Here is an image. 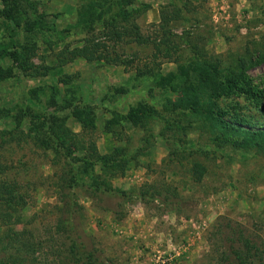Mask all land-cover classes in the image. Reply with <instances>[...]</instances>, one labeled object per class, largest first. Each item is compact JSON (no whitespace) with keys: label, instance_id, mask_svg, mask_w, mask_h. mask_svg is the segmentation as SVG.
I'll use <instances>...</instances> for the list:
<instances>
[{"label":"rangeland","instance_id":"1","mask_svg":"<svg viewBox=\"0 0 264 264\" xmlns=\"http://www.w3.org/2000/svg\"><path fill=\"white\" fill-rule=\"evenodd\" d=\"M30 1L27 7L22 0H0V107L6 110L0 129L16 130L18 137L1 150V161H11L22 182L27 196L22 227L40 242L36 261L26 264H65L52 253L50 239L59 202L55 180L62 168L44 147L51 136L39 132L61 120L78 140L93 142L99 154L141 148L123 174L111 179L129 199L89 197L74 189L79 233L105 264H152L156 251L171 254L168 264H215L218 240L212 232L223 218L264 243V138L250 142L240 131L211 133L209 121L216 116L240 130L264 129V0H106V21L118 7L139 9L128 21L155 42L164 38L161 17H169L166 37L175 49L168 57L150 42L110 37L103 22L79 23L87 6L105 0ZM3 9L19 24L16 41ZM84 39L104 43L118 60L72 58L68 51ZM14 42L20 49L33 47L22 50L24 72L3 53ZM189 60L204 61L236 85L215 96L210 108L177 103L163 112V103L177 105L171 103L175 94L155 80ZM145 66L153 76H135ZM245 83L259 92L258 99L242 90ZM75 106L93 109L91 130L71 115ZM48 114L53 116L47 120ZM72 150L76 157L82 154L78 145ZM194 162L204 169L199 181L191 176ZM152 189L160 197L141 202L137 193Z\"/></svg>","mask_w":264,"mask_h":264},{"label":"trees","instance_id":"2","mask_svg":"<svg viewBox=\"0 0 264 264\" xmlns=\"http://www.w3.org/2000/svg\"><path fill=\"white\" fill-rule=\"evenodd\" d=\"M22 1L27 7L32 6L30 0ZM104 3L109 4L110 2L105 0L98 7L94 6L93 3L87 6L80 14L79 23L90 27L96 22H103V26L107 29L105 33L110 37L113 36L117 39L128 38L130 42L137 44L150 42L154 51L165 57L170 56V53L174 51L175 46L166 37L165 24L168 22L169 17H161L159 30L164 38L160 37L155 42L154 38L150 39L143 36L135 23L128 21L131 13L133 11L138 12L139 9L125 11L118 7L115 11H111L109 19L106 21L104 14L110 12V8ZM114 4L117 3L114 2ZM2 15L9 21L12 38L16 41L19 32L18 22L6 9H3ZM25 43L29 45L28 42ZM30 47L32 46H22L20 49L18 42H14L12 49L3 53L24 72L28 66L21 64L20 57L22 50L31 51L33 49V47ZM68 53L72 58H82L86 61L102 60L110 62L118 60L117 56H110V51L104 43L93 42L88 39H84L81 45L73 47ZM41 74H44V71ZM135 76H153V70L150 66H145L143 69L138 68ZM155 84L161 88H167L169 92L175 94V98L171 99L173 101L166 98L168 102L182 103L192 108H210L213 105L215 96L236 85L235 82L222 76L217 70L205 64L202 60H189L185 63L177 64L175 71L167 72L164 76L159 75L158 79L155 80ZM242 90L247 91L253 98L258 99L259 92L247 84L242 87ZM177 106L178 104L169 106L167 103L161 105L163 112H169L176 109L172 107ZM260 107L264 111L263 104ZM71 115L79 121L82 129L91 130L94 127V114L90 106H75L71 111ZM3 116H6V110L0 107V118ZM51 116L53 115L48 114L47 120ZM209 121L213 127L211 133L226 130L240 131L243 134V138L250 142H256L261 137L264 138V129L249 130L245 128L240 130V128H236L216 116L209 118ZM48 123L49 125L44 128L45 131L41 130L39 132H46L49 137L51 136L47 138L44 147L52 154L53 163L61 164L62 168L61 174L55 180L59 191V202L55 206L57 216L50 231V239L54 248L52 253H55V256L58 259H62L65 264H105L99 259L92 247H87L79 233L78 217L80 206L77 204L74 189L76 187L82 188L89 197H98L99 194L107 193L129 199L131 195L114 188L111 185V179L116 175L123 174L127 163L134 162L141 148H134L126 152L119 147H115L109 154H99L93 142L89 140L81 142L78 140L77 134L70 131L62 120ZM109 128L107 130L111 131ZM15 131L12 129H0V264H26L30 260L33 261L40 245L36 235L22 227L23 218L21 211L26 205L27 198L26 193L21 189L22 182L19 180V176L12 171L14 168L12 162L3 160V163L1 161L3 158L1 150L4 146L18 141ZM36 133L38 132L36 131ZM182 143L179 142V144ZM74 144L79 146V151H82V154L77 157L74 156V151L72 150V145ZM95 165H98L97 171L95 170ZM190 169L193 179L199 181L204 173L202 164L194 162L191 164ZM152 190L153 192L149 193L146 191L137 193L141 202H144L146 196H148L146 199H157L160 197L159 191ZM162 199L166 201L168 196ZM222 220L224 222L219 221L212 232L218 240L213 256L214 263L264 264V243L261 240L257 242V238L241 224L225 218ZM18 226L20 227L18 228Z\"/></svg>","mask_w":264,"mask_h":264},{"label":"built area","instance_id":"3","mask_svg":"<svg viewBox=\"0 0 264 264\" xmlns=\"http://www.w3.org/2000/svg\"><path fill=\"white\" fill-rule=\"evenodd\" d=\"M152 264H168L172 258L170 253L156 251L152 255Z\"/></svg>","mask_w":264,"mask_h":264}]
</instances>
